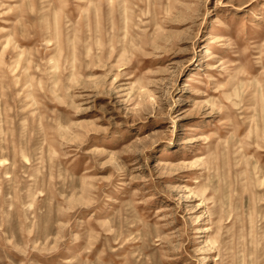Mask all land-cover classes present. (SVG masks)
<instances>
[{
	"label": "rangeland",
	"instance_id": "374dc122",
	"mask_svg": "<svg viewBox=\"0 0 264 264\" xmlns=\"http://www.w3.org/2000/svg\"><path fill=\"white\" fill-rule=\"evenodd\" d=\"M0 264H264V0H0Z\"/></svg>",
	"mask_w": 264,
	"mask_h": 264
},
{
	"label": "bare ground",
	"instance_id": "6f19581e",
	"mask_svg": "<svg viewBox=\"0 0 264 264\" xmlns=\"http://www.w3.org/2000/svg\"><path fill=\"white\" fill-rule=\"evenodd\" d=\"M191 80V79H190ZM160 164H163V162L161 161Z\"/></svg>",
	"mask_w": 264,
	"mask_h": 264
}]
</instances>
